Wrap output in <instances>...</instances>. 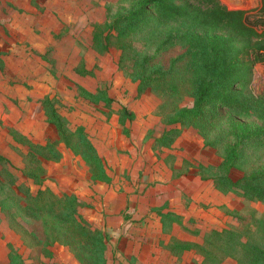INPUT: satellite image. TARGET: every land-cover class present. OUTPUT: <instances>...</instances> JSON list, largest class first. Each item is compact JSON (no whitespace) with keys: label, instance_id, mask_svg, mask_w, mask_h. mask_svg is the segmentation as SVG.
Returning a JSON list of instances; mask_svg holds the SVG:
<instances>
[{"label":"rangeland","instance_id":"obj_1","mask_svg":"<svg viewBox=\"0 0 264 264\" xmlns=\"http://www.w3.org/2000/svg\"><path fill=\"white\" fill-rule=\"evenodd\" d=\"M219 1L251 14L261 7L260 0ZM110 5L106 0H0V154L27 182L20 154L30 144L45 147L42 188L81 198V214L107 236L109 264H204L194 250L175 257L167 246L201 245L211 230L238 227L236 213L263 216L264 204L222 194L211 181H201L198 168L218 166L221 157L195 129L167 126L162 100L150 91L138 94V83L120 70L118 49L104 54L93 49L94 26L116 12L117 7L109 13ZM250 90L264 92V63L255 64ZM181 106L192 107L193 100L183 98ZM53 109L71 130L84 128L107 177L97 173L101 181L94 179L98 171L60 139L50 119ZM168 130L180 135L170 149L159 148L157 141ZM50 142L60 158L47 147ZM230 176L236 181L242 173L234 170ZM157 208L174 210L182 224L162 227ZM0 241L13 242L26 255L6 223ZM51 251L54 259L43 258L46 262L78 264L61 245ZM223 264L238 263L227 258Z\"/></svg>","mask_w":264,"mask_h":264},{"label":"trees","instance_id":"obj_2","mask_svg":"<svg viewBox=\"0 0 264 264\" xmlns=\"http://www.w3.org/2000/svg\"><path fill=\"white\" fill-rule=\"evenodd\" d=\"M106 1L112 4L109 13L117 9L94 26L93 49L99 54L118 49L120 70L138 83V94L150 91L162 100V113L170 119L167 126L195 129L204 145L221 157L218 166L198 168L201 180L211 181L222 194L236 193L264 204V92L256 95L250 90L255 64L264 63V0L252 14L230 10L219 0ZM188 96L193 106H181ZM50 119L64 144L90 170L98 171L94 179L101 181L97 173L107 177L105 163L84 128L71 130L56 109ZM179 135L165 131L157 141L159 148L170 149ZM28 149L20 154L27 182H21L16 168L0 154V214L29 251L24 258L8 244L10 263L61 264L43 259H54L51 248L57 244L78 264H108L104 231L81 214L83 202L77 195L42 188L47 179L40 160L46 157L41 153L45 147L30 144ZM234 170L242 173L239 180L231 178ZM31 185L40 188L34 191ZM156 210L162 227L182 224L174 211ZM235 219L238 227L211 230L201 245L179 242L167 248L175 257L194 250L204 257V264H223L227 258L238 264H264V215L239 212Z\"/></svg>","mask_w":264,"mask_h":264},{"label":"crops","instance_id":"obj_3","mask_svg":"<svg viewBox=\"0 0 264 264\" xmlns=\"http://www.w3.org/2000/svg\"><path fill=\"white\" fill-rule=\"evenodd\" d=\"M199 177V176H198ZM197 177V178H198ZM199 179H201L200 177H199ZM201 181H203V180H201ZM80 200H81V198H80ZM171 211H174V210H171ZM175 212V211H174ZM0 217L2 218V220H3V222H2V224L0 225V232H1V228H2V225L4 224V223H6L5 221H4V216L3 215H1L0 214ZM159 219V218H158ZM159 222H160V219L158 220ZM91 224H93V222L91 221ZM6 225H7V223H6ZM8 227V226H7ZM96 228H98V227H96ZM9 229V228H8ZM98 229H100V228H98ZM10 230V229H9ZM11 231V230H10ZM12 232V231H11ZM13 233V232H12ZM14 234V233H13ZM15 235V234H14ZM15 236H17V235H15ZM17 237H19V236H17ZM21 240V239H20ZM8 244H13L14 245V247L16 248V249H19V253L21 254V255H24V254H22V252H21V250H20V248H18L13 242H7V244H4V242H1L0 241V264H11L10 263V260H9V248H8ZM23 245V244H22ZM24 246V245H23ZM25 247V246H24ZM25 249H26V255H24V258H28V253H29V251H28V249L25 247ZM108 253L109 252H107V257H108ZM53 261V260H52ZM108 264H109V261H108Z\"/></svg>","mask_w":264,"mask_h":264}]
</instances>
